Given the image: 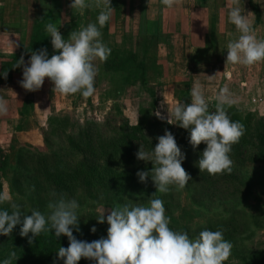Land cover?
<instances>
[{"label": "rangeland", "instance_id": "374dc122", "mask_svg": "<svg viewBox=\"0 0 264 264\" xmlns=\"http://www.w3.org/2000/svg\"><path fill=\"white\" fill-rule=\"evenodd\" d=\"M18 1L14 0L13 4H20ZM32 1L21 0V3L25 9L26 5L30 6L31 10ZM71 3L72 0H40L35 4V8H40L42 13L43 10H54L51 13L57 14V25L64 24L70 13L76 20L74 25L79 23L85 27L88 23L96 22L100 8L92 7L79 12L70 7ZM7 6L9 7V3ZM110 6L114 8L111 19L101 29L102 41L111 49L108 59L112 60L116 54L122 56L125 51L134 53L137 57L136 61L132 62L133 66L137 61L146 63L148 81L145 84L112 83L110 74L102 68L103 62L97 59L94 63L97 66L100 64V72L95 81L97 84L94 85L95 92L90 102L82 108L73 102L76 99L75 94L65 96L56 92L48 78H45L44 84L37 91L25 90L19 86L20 81L15 79L0 85V92L7 91L9 95H5L9 98L4 100L10 113L8 116L13 114L18 103L16 97L26 91L41 103L42 110L44 104L49 103V106L53 107L55 102L56 108L59 109L57 113L68 118V123L63 129L49 131L50 145L44 143L43 127H39V140L32 137L33 133H26L25 121L30 117L28 114L20 124L23 129L19 133L20 140L14 137L11 142L12 138L8 136L7 140L0 142V195H10L11 202L21 205L25 214H30L34 209L45 215L50 212L48 205L39 209L38 199L30 192L31 188L39 184L35 179L39 175V168L41 167V173H45L43 166L46 162V167L53 169L50 163L53 155L62 163H76L74 144H65L66 136L79 134L83 131L82 126L89 122L97 123L104 136H112L124 128L125 124L136 125L140 119L144 121L145 126L152 117L167 122L168 113H171L176 100L185 104L191 102V89L196 82H199L204 90L210 112L216 110L218 92L227 87L231 103L240 108L242 114L255 113L249 118L250 127L245 126L247 132H253L254 127L264 125V61L253 65L230 64L226 61L227 48L224 39L226 36L229 39L239 35L235 26L228 22L229 0H177L172 8L166 7L162 0H110ZM240 6L246 10L249 19L253 21L257 37L261 39L256 26L264 24V0H243ZM52 19L55 20L54 16L48 18L46 13L43 16L45 24L51 23ZM52 23L55 24L54 21ZM228 30H232L229 32L231 36ZM155 36L158 38L156 47ZM7 44L16 45L17 41L7 40ZM138 78L135 75L130 76V81H138ZM139 108L144 109L140 116ZM157 112L164 119L159 118ZM226 112L231 119L230 113L227 110ZM28 121L30 122L29 119ZM170 123L168 124L177 128L176 133L179 130L187 136L188 141V130L176 125L174 119L170 120ZM34 132H37L35 128ZM0 138H4L3 135ZM22 146L27 150L26 153L29 152L33 157L44 154L50 160L40 162L36 159L23 170L14 163L12 157L16 149ZM137 147L139 149L140 146ZM205 147L201 142L194 149L189 143L186 149L200 157ZM234 147L235 144L230 153L233 161L231 172L212 174L218 181L215 188L207 189L200 195L199 192L190 191L191 188L186 190L175 187V204L165 207V214L170 218L172 226L169 227H172V230L187 232L191 239H195L204 229L222 231L224 239L233 245L231 256L224 264H264V163L254 161L264 155L253 156L245 152V161L248 164L241 165L234 160ZM144 149L150 150L151 147ZM98 153H101V149ZM138 165L140 164H135L134 167ZM194 167L196 172H200L197 166ZM118 182L119 180L114 182V188L120 186ZM41 190L49 197L59 194L53 185H45ZM76 191V195L70 196V199H77L81 190ZM59 192L64 191L60 189ZM160 194L162 193L154 190L144 193L145 196L162 199ZM143 198L142 203L136 204L147 206L150 199ZM162 201L164 203V200ZM0 207L11 210L9 202ZM112 209L103 202L91 199L80 205L78 226L85 241L106 238L109 225L106 222L100 223L97 219L103 213L106 218L108 211ZM93 227L95 232L90 231ZM2 236L0 259L7 257L11 252L7 245L8 236ZM16 257L13 263L23 260L21 256ZM29 261H32V258Z\"/></svg>", "mask_w": 264, "mask_h": 264}, {"label": "clouds", "instance_id": "9594fccd", "mask_svg": "<svg viewBox=\"0 0 264 264\" xmlns=\"http://www.w3.org/2000/svg\"><path fill=\"white\" fill-rule=\"evenodd\" d=\"M162 2L172 8L177 0ZM241 2L243 0H229L228 22L235 26L239 35L229 40L226 61L253 65L264 61V39L257 37L253 21L244 7L241 8ZM70 7L79 12L92 7L100 8V11L96 22L72 31L67 39L58 31L56 24H46V32L56 54L49 58L47 49L31 52L20 81L25 90H39L47 77L55 91L65 96L79 92L88 97L95 92L94 82L99 69L94 61H106L111 53L102 41L101 29L110 21L114 8L110 6V0H72ZM23 63L21 57L15 67ZM217 100L216 110L210 112L204 90L196 82L191 89V102L185 104L176 100L171 113L167 112L168 123L174 119L176 125L188 130L189 143L194 149L201 142L206 145L200 154L198 167L200 172L209 174L231 172L232 146L239 142L245 131L243 124L231 120L225 110L224 104L232 102L227 87L218 92ZM6 112V103L0 100V115ZM156 115L164 119L159 112ZM136 157L151 162L150 170L138 171L136 175L140 182L150 178L155 192L166 194L172 187L183 189L192 179L182 167L185 155L170 131L165 130L157 137L155 147L150 150L140 145ZM11 201L10 195H0V205L9 202L11 209L0 207V235L10 236L14 227L20 225L22 237L31 233L29 242L45 232L53 234L56 239L66 236L68 246L59 247L56 252L57 258L63 259V264H77L81 258L95 261V264H224L231 256L233 245L224 239L220 230L204 229L195 239L189 238L187 232L172 230L160 198L151 199L147 206L118 205L108 211L106 218L103 213L97 221L109 225L107 236L91 242L73 235L74 229L80 230V205L75 199L61 197L50 202L47 215L35 209L25 214L21 205ZM90 231L95 232V227ZM16 259L15 251H11L0 259V264H13Z\"/></svg>", "mask_w": 264, "mask_h": 264}, {"label": "trees", "instance_id": "16d2710c", "mask_svg": "<svg viewBox=\"0 0 264 264\" xmlns=\"http://www.w3.org/2000/svg\"><path fill=\"white\" fill-rule=\"evenodd\" d=\"M51 12V10H49L48 13L46 12L48 18H52L53 15ZM44 15L45 14H42V16ZM53 21L55 22V20ZM43 28L45 30H43ZM70 33L71 32H62L61 35L67 39ZM48 35L49 34L46 32V24L42 18L39 23H36L29 43L25 46H21L17 54L9 61H5L0 65V72L2 73V77L0 78L3 79L12 72L19 70L21 65L18 67L15 66L21 57L24 58L25 54H31L32 51H38L40 49H47L48 52L51 45V38ZM154 39L156 47L158 38L155 36ZM154 53L156 55V52ZM136 57L134 53L125 51L122 56L117 54L114 55L112 60L107 58L106 61H103L102 68L106 73L110 74L109 77L114 84L122 85L120 83H123L133 85L137 82L145 84L148 81L146 74L147 66L143 61H137V64L133 66L132 62L136 61ZM5 73L6 75H4ZM133 75L139 77L138 81H130V76ZM224 107L225 110L230 113L231 119L242 123L245 129L244 135L240 138L239 142L235 144L234 150L236 155L234 160L236 159L235 161H238V164L246 165L248 163L245 161V152H249L253 154V156L254 154L264 155V125L254 127L255 130H253V132H250V130L247 132L246 129V127H250L249 118L254 116L255 113L248 112L242 114V110L233 103H226ZM143 110V108L138 109L139 116ZM245 117L246 119H243ZM67 123L68 118L63 116V114L49 116L47 127L43 131L44 143L48 145L51 144V140L48 138L49 131L63 129ZM143 124L144 121L142 119H140L136 125L125 124L124 128H121V130L119 129L118 132L112 136H104L97 123L89 122L85 126H82L83 131L79 134L68 135L65 138V144H74L73 151L77 153V160L74 165H69L66 162L62 163L60 160L56 159V155H53L50 161L53 169H49L46 167L48 165L45 162L46 160H50L47 155L42 154L41 156L33 157V155H29V152L28 154L26 153L27 150H25L24 146L16 149L12 157L14 163L21 166L23 170L27 168L26 166L30 162L36 159L40 162H45L46 165L43 166L45 173L40 172V167L37 172L39 175L35 178L37 179L36 183L39 184H36L33 189H30L32 195L38 199L37 206L39 209L61 197L66 200L70 199V196L76 195L77 189L81 190L77 199L75 198L79 205L91 199L103 202L114 208L123 204L142 203V200H144L143 197H147L150 200L155 198L154 196L144 195L145 192L156 191L151 179L146 178L145 182H140L136 175L138 171L150 170L152 167L151 162H144L143 160L137 159V146L142 145L144 148L155 147L157 137L163 135L165 130H167L174 135L177 145L185 155L182 167L186 172L187 170L190 171L187 173L190 174L192 178L186 185V190L191 188L190 191L199 192V194L202 195L203 191L215 188L218 181L214 179L212 174L207 173V171L200 173L194 170L196 169L194 165L198 167V160L200 157L193 152L187 151L186 147L189 145V136L187 141L186 135L180 133L179 130L176 133L177 128L175 129L167 122L159 121L156 117H152L147 126ZM122 129L125 130L123 131ZM253 133L254 135H252ZM136 138H139L140 141H136L139 140ZM99 149H101V153H98ZM98 159H101V161ZM254 161L264 163V157H260L258 160ZM135 164L140 165L134 167ZM116 180H119L118 183L120 186L118 188H114V182ZM44 182L45 185H53L54 190L59 194L49 197L47 194L43 193L41 189L45 186L43 185ZM59 188L64 192L60 193ZM174 188L175 187H172L166 194L159 195L162 200H164V207L173 206L175 204L174 200L176 198L174 195ZM169 226L172 225L169 223ZM170 228L172 229V227ZM19 233L20 225H17L14 227L10 236H8L9 239L7 241L8 249L10 251H15L16 255L23 258L22 261L13 264H63V259H58L56 252L59 247L68 246L69 242L66 236L61 235L56 239L53 234L45 232L34 237V239L29 242L31 233L24 237ZM73 235L79 240H84L75 229L73 230ZM1 238H3L2 235H0V239ZM30 258H32V261H29ZM77 264H95V261L81 258Z\"/></svg>", "mask_w": 264, "mask_h": 264}, {"label": "crops", "instance_id": "0c3cea01", "mask_svg": "<svg viewBox=\"0 0 264 264\" xmlns=\"http://www.w3.org/2000/svg\"><path fill=\"white\" fill-rule=\"evenodd\" d=\"M19 1L17 3L20 4H13L14 0H9L7 2L4 0H0V40L2 41L0 42V53H1L0 65L5 61H9L15 54H17L21 46L23 45L25 46L29 43L36 23H39L43 18L42 14H45L46 12L48 13L49 10H51L52 12L54 11L52 9H49L48 11L43 10L42 13L40 8H35V4L36 3L38 4L40 0H33L31 2V4H33V6L31 5V10H29L30 6L28 7L27 5L25 9V7L22 6L21 0ZM7 3H9V7L7 6ZM52 15L54 16L55 24L57 25V19H56L57 14L54 13ZM67 17L69 18L64 22V24L57 25L58 31L61 34L62 32L79 31L84 27L83 24H79V23L75 25L73 24L76 22V20L72 18L71 13ZM256 27H257L256 30L260 32L259 33L260 38L264 39V24H258ZM43 30L45 29L43 28ZM227 32L228 33L232 32V30H228ZM233 38H236V36L235 37L231 36L229 37V39L226 36V38L224 39L225 41L224 45L226 48L229 40ZM14 39H16L17 41L16 45L7 44V40H14ZM53 54H56V50H54L52 45H50L48 50L49 58ZM30 55L31 54H25L23 58L24 63L21 64L19 70L12 72L9 76L3 79L0 78V85L6 84L7 82L13 81L14 79L17 80L18 82L21 81L23 67L27 65ZM99 65H98V69L100 68ZM99 72L100 71H98V74ZM0 77H2L1 72H0ZM96 80H97V76L95 78V81ZM95 84H97V82H94V85ZM19 86H21L20 83ZM5 95H8L7 91L0 92V100L4 101L5 99L9 98V97H5ZM12 96L13 95H10V97ZM75 96L76 99H74L73 102L75 103V105L81 108L82 106L86 105V103H89L92 97V95L88 97H84L79 92L76 93ZM16 99L18 100V103L14 107L13 114L11 116H8L10 115V113L9 111H7L6 114L0 116V136L3 135L4 137V138H0V142L7 140L6 138L8 136L10 137V139L12 138L11 142L15 138L20 140L19 133L23 131V129L20 127V124L26 118L27 114L30 116L28 119L30 120L31 123L28 121V119H26L25 121V125L27 127L26 133L27 134L33 133L32 137L36 138V140H39L41 137L40 135L41 133L39 132V127H43L44 129H46L48 123V117L54 114H60L57 113V111H59V109L56 108L57 103L54 102V106H53L54 109L52 105L49 106V103H47L46 105L44 104L42 110L41 108L42 106H40L41 103L40 102L38 103V101L35 100L34 96L30 95V93H26V91L23 94H20L18 97H16ZM34 128L37 130V132H34Z\"/></svg>", "mask_w": 264, "mask_h": 264}]
</instances>
